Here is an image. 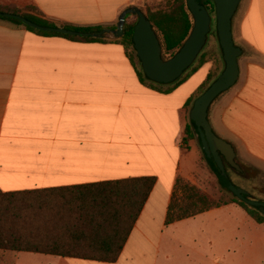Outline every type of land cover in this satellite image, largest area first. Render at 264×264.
I'll return each mask as SVG.
<instances>
[{
  "label": "crops",
  "instance_id": "0c3cea01",
  "mask_svg": "<svg viewBox=\"0 0 264 264\" xmlns=\"http://www.w3.org/2000/svg\"><path fill=\"white\" fill-rule=\"evenodd\" d=\"M30 1L57 27H110L126 8L139 6V0ZM233 36L243 52L239 79L213 103L209 121L217 136L233 146L241 174L246 169L264 172V0H242ZM61 46L74 47L65 56L72 70L65 74L58 71L59 54L46 51ZM117 48L123 51L112 50ZM127 62L124 47L116 42L46 39L0 20V190L155 177L157 183L115 264H264V224L237 204L166 225L176 182L182 178L181 161L192 145L200 147L198 132L184 142L191 125L187 104L199 88L181 108H158L170 121H146L152 108L107 104L120 90L124 95L119 100L129 98L128 76L120 70ZM223 67L222 72L225 62ZM253 177L248 173L240 188L264 200V185L252 183ZM184 180L202 190L197 178L199 185ZM31 254L17 253V264L27 259L106 264Z\"/></svg>",
  "mask_w": 264,
  "mask_h": 264
},
{
  "label": "trees",
  "instance_id": "16d2710c",
  "mask_svg": "<svg viewBox=\"0 0 264 264\" xmlns=\"http://www.w3.org/2000/svg\"><path fill=\"white\" fill-rule=\"evenodd\" d=\"M20 2V6H12L6 0H0V13L21 15L40 26L57 27L44 18L32 1ZM174 3L169 4V9L151 17L146 14L159 37L165 60L173 57L182 48L194 26L187 0H175ZM202 4L212 14L215 13L212 0ZM131 17L133 16H127L126 20ZM0 20L46 39L61 38L84 44L109 43L107 39L43 33L14 19ZM136 24L137 22L125 27L126 35L120 41L123 46L134 48L133 34ZM63 27L78 32H99L105 29L102 26ZM130 61L133 64V60ZM136 74L144 86L150 83L154 87L151 89L155 91L165 94L171 92V89L156 88L161 86L150 82L137 69ZM181 79L174 84L182 81ZM193 99L188 106L191 107L195 101ZM193 132L197 133V128L191 123L187 128L185 144L192 139ZM206 159L211 169L217 171L215 164ZM156 183L155 177H142L69 188L8 193L0 190V250L115 264L119 261ZM250 198L258 200L255 197ZM230 203L243 208L256 223L264 224V214L233 195L229 201L217 204L197 186L179 178L168 208L166 225L194 218Z\"/></svg>",
  "mask_w": 264,
  "mask_h": 264
},
{
  "label": "water",
  "instance_id": "95a60500",
  "mask_svg": "<svg viewBox=\"0 0 264 264\" xmlns=\"http://www.w3.org/2000/svg\"><path fill=\"white\" fill-rule=\"evenodd\" d=\"M216 14V30L223 53L225 69L221 75L199 96L190 111V121L197 128L200 148L215 164L216 174L223 189L246 205L264 214V202L252 200L250 194L235 185L229 177L226 165L242 172L233 146L214 132L209 121V110L213 103L235 86L239 79V59L242 50L236 46L233 36V20L242 0H212ZM194 26L182 48L170 59L163 58L159 37L146 13L136 6L126 8L119 16L117 28H105L99 32H78L64 27L40 26L21 15L0 13V18L14 19L43 33L67 35L78 38L105 40L107 36L122 39L126 35L127 16L137 18L133 34L134 48L146 78L157 85L168 86L178 81L198 60L207 44L212 27V16L199 0H187Z\"/></svg>",
  "mask_w": 264,
  "mask_h": 264
},
{
  "label": "rangeland",
  "instance_id": "374dc122",
  "mask_svg": "<svg viewBox=\"0 0 264 264\" xmlns=\"http://www.w3.org/2000/svg\"><path fill=\"white\" fill-rule=\"evenodd\" d=\"M23 1H27V0H23ZM174 1L175 0H139L137 3V5L139 6L137 7L140 8L142 11H144V13H146L149 17H151L152 15H155L157 13L169 9V4L171 3L175 4ZM8 4L12 6H20L21 2L17 0H10ZM212 16L214 18L213 27L209 34L210 36H208L209 38L207 44L199 56L200 57L199 60H197L195 64L191 67V69H189L181 77L182 81L176 84H171L169 86H161V87L156 86V88L160 90L171 89V92L168 94L160 93L158 91L151 89V87L152 88L154 87L150 83L146 84L149 87L148 86L144 87V85L141 84V82L139 81V78L136 74V69L140 72L143 71H142L141 62L137 56L135 49L133 47L123 46L120 43L122 39H116L113 36H107V40L109 42H113V43L116 42V44H120L124 47L126 56L130 62V63L127 62V65L124 67V69H120L121 73H124L126 76H128V80L125 83L130 86V90L128 94L129 98H122V100H119L120 97L124 95L123 90H120V92H114L116 95L112 94L110 96L111 99H109L107 104L114 106L118 102V104H122L125 107H129V108H152L147 110L145 114V120L160 121V123H164L170 121V117L164 115V113H166L165 111L159 112L158 108H181L182 105L185 103V101L191 95H193L199 88V91L196 93L195 97H193L196 100L200 96V93L205 88L207 89L221 75V72L224 68L223 53L219 45V39L216 30V14L214 13L212 14ZM136 22H137V18L131 17L130 20L126 22L125 27L129 24H135ZM106 28L116 29L117 22L113 26ZM69 48H74V47L69 46ZM69 48L66 46H61L58 47L57 49L52 48V50H46V51H53L59 54V58L61 60H60V64L58 65V71L60 73L65 74L72 71L70 69L71 66L69 67L68 62L66 63L67 58L65 57L67 53H69L70 51ZM78 48H82V46ZM75 50L76 49H74V51ZM81 50L82 49H80V51ZM112 50L119 53L123 51V49L121 48L112 49ZM130 59L133 60V64L130 61ZM207 63L209 64L207 65ZM219 63L222 65L220 69H219ZM204 65L208 67H205ZM207 71L211 74V75L209 74L210 76L207 75L208 73ZM210 77H213L212 80H210ZM193 104L191 105V107L189 106V108L192 109ZM122 114L124 115V112ZM123 119L124 116H121V120ZM199 143H200V137H199ZM206 158H207L206 155H204V153L202 152V150L198 145L196 144L192 145V147L188 152V155L185 156V158H183V160L181 161V167L178 172V177L187 179L195 184H197L195 182V179L197 178L198 183L202 187L203 193H205L210 198H212L217 204L225 203L232 198V195L221 187L216 171H213L211 169ZM226 168L228 169L230 175L236 181L238 187H244L243 184L240 183V180L246 179L245 177L248 176V173L254 176L251 179L252 183L257 185H264V172H261L259 170L252 171L246 169V173L241 174L234 168L231 167H226ZM241 168L243 171V167ZM16 254L17 252H7L0 250V264H17V260L15 257ZM31 255L34 256V254ZM21 263L46 264V262L40 259H36V260L27 259Z\"/></svg>",
  "mask_w": 264,
  "mask_h": 264
},
{
  "label": "flooded vegetation",
  "instance_id": "af4514ba",
  "mask_svg": "<svg viewBox=\"0 0 264 264\" xmlns=\"http://www.w3.org/2000/svg\"><path fill=\"white\" fill-rule=\"evenodd\" d=\"M199 3L202 4V3H206V0H199ZM203 5V4H202ZM210 12V11H209ZM211 16H212V13L210 12ZM213 22H214V18L212 16V27H213ZM212 27H211V30H212ZM210 36V35H209ZM209 38V37H208ZM226 167H230L228 164L226 165ZM232 168V167H231ZM227 170V173H228V169L226 168Z\"/></svg>",
  "mask_w": 264,
  "mask_h": 264
}]
</instances>
